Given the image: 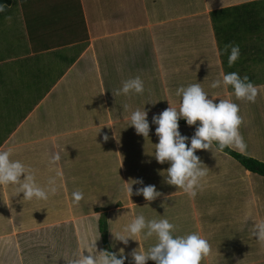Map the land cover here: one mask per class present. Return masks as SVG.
<instances>
[{
	"label": "rangeland",
	"instance_id": "obj_1",
	"mask_svg": "<svg viewBox=\"0 0 264 264\" xmlns=\"http://www.w3.org/2000/svg\"><path fill=\"white\" fill-rule=\"evenodd\" d=\"M50 1L54 8L47 6L49 5L48 0H33L34 7L31 5V0H16L14 5L10 7L11 9L8 10L9 16H6L4 13L0 14V53L3 54L5 51H10L11 48H15L19 43L22 45L25 40L22 34L23 23L20 21L17 13L18 6L23 8L27 21H30L28 12H32L33 16H37L38 18L43 17L48 20L58 18L61 25L65 26V29H71L74 27V24L81 21L80 10L73 4L74 0H69L72 6L67 5V0ZM119 1L123 2V6H115L113 11L116 12L115 16L122 17L120 22H118L122 27L126 25L134 27L144 22L148 23V17L149 22L152 23H149L147 26L142 25L140 29L146 32V29L151 28L154 35L151 37V42L147 39V35L144 34L145 36H141L138 44L135 43L134 45V42L132 43V51L130 52L134 57L132 58L130 67L134 71L131 70L130 72L124 68L123 62L128 58V49H124V51L115 49L113 56L107 55V68L104 69V86L107 87L106 96L113 102L114 105L112 107L114 108L111 111L116 110L118 112L117 117L125 113L131 114L136 109L143 110L144 104L149 100L157 101L155 104H145V108L151 111V113L148 112L151 128L149 137L145 139L142 135L136 134L133 126L126 128L130 120L118 122L116 125L117 129L123 130L124 137L128 138L127 141L123 140V145H125L122 153L124 163L121 167L123 168L120 167L117 161H111L112 156H101V160L104 161V168H102V172L105 174L104 178H99L100 175L97 172L95 175L97 179L94 180L91 186L80 185L76 189H70L66 185L70 193L71 191L72 193L74 191H82L84 193V199L79 203H74L72 193L70 196L61 186L58 200H56L55 195H50L46 201L33 199L31 202L26 203L25 209L20 213H17L19 211L17 210V202L15 208L11 212L8 211L12 220L15 221V226L17 225L16 230L18 231V229L22 228V231H27L36 229V227H45L46 230L53 231L57 230L55 228L56 224L65 223V219L67 218H78L89 215L92 217L91 219L96 218L99 220L100 216L104 214L108 222L110 211H107V209L110 208L109 205L112 206V202L115 200L113 198H119L120 194L125 196V186L131 184L133 179L143 178L145 185H156L162 194L165 190L170 194L169 197L162 200L161 197H158L155 201L147 204L145 208H138V210L148 212L147 214H143L147 219H168L167 215H169L170 222L176 225L178 235L198 232L192 227L197 224V216L193 213L192 215L191 211H189L192 203H195L198 207L197 212L201 217L198 220L202 224V233H208L210 230V236H214L209 243L219 252V255H212L213 259L219 258L217 264H238L239 259L233 255V249L236 255L241 256L239 258L245 260V264H261L264 257V242H260L254 237L253 229L256 222H264V176L245 171L235 159L217 150L214 145L213 152L211 150H197L196 154L200 156L205 164L204 166L208 169V175L201 181L202 188L197 190V195L190 204L189 201L192 199L188 194L164 182L163 176L160 173L169 165L167 163H157L154 156L150 154H154L155 144L158 143V136L155 134L156 125L151 124L152 117L154 114H159L170 107V103L173 107L179 109L181 101L179 100L180 97L176 95V90L179 87L200 83L205 92L209 93L210 98L211 91H214L210 88V85H207L206 72L203 71L200 74V69H196L197 66L193 65V69L191 65L187 64L188 62H192V59L191 56H184L186 49L191 48L193 52L197 53V58L193 62L197 60L204 66H207L209 57L216 51V43L218 46L219 44L225 46L229 43L239 44L241 57L232 68L237 69L241 76L247 75L254 84L264 82V0H252L253 2L243 4L240 9L236 5L233 6L228 11L229 14L226 16V19L216 22L215 28L209 16L210 10L215 6L228 3V0ZM178 15L179 17L183 16L187 18L176 21L171 17ZM168 16L170 18L166 19L165 22L154 23L160 18ZM216 19L220 20V18ZM230 21L231 25L226 26ZM191 25H194V31L198 28L200 29V31H197V34L199 38H203V46L200 45L201 39L197 38L194 41L197 44L196 46L186 47L191 44V39H187L188 35L192 33L190 28L187 27H191ZM212 29L214 32L216 30L214 35L216 42L213 38ZM195 36L198 37L196 34ZM228 36H232L233 41ZM181 38H184L183 42ZM122 45L123 48L127 47L124 44ZM204 49L208 55H206ZM128 56L131 57L130 55ZM223 57L225 61H228L226 54H223ZM39 58H31L29 61L37 62ZM226 65L228 64L226 63ZM136 76L141 77L144 81L145 92L143 95L132 94L126 96L117 94V90L122 88L123 81ZM84 90L90 91L88 88ZM258 90L259 94L255 103L236 100V98L233 99V102L239 105L240 115L243 117L240 133L247 144V149L243 153L264 161V88L258 86ZM229 99L232 100L231 97ZM79 100L86 101L87 98L81 96ZM216 100L217 102L219 101V99ZM88 103L85 104L88 105ZM49 105L52 111L50 117L53 120L59 118L67 109L69 113H78L82 117L89 112L88 109H83L81 112L77 111L83 105H79L75 110L76 103L67 104L64 110H62L63 106ZM125 105L127 106L126 108L123 107ZM60 107L62 111H60ZM44 116L41 115L42 121L50 124L49 119H44ZM70 117L72 118L71 114ZM5 118V106L2 105L0 106V125L2 129L7 130L13 127L17 118L11 117V119L7 120L6 124H3ZM81 122L83 125V121ZM72 123L76 127L79 126L76 121ZM179 125L182 134L189 137L194 134V126H188L187 124ZM49 129L51 128L48 126L43 128V130ZM4 135V133H0V138H3ZM132 135L134 136L133 138L131 137ZM75 150L73 149L68 153H75ZM77 153L79 152L77 151ZM79 155L87 156L88 152L84 150ZM113 158L115 159V156ZM64 170L68 171L67 168ZM10 186H1L8 196L9 193L6 190ZM136 187L138 185H133L134 191ZM175 193L180 194L176 195ZM118 203V205L122 204L120 201ZM210 206H213L214 209H209ZM63 211L69 214L58 218L59 214ZM151 211L154 213V216L150 215ZM192 211L194 210L192 209ZM82 212H84L83 215ZM4 219L0 215V238L12 239L17 233L16 239L18 245L20 244V252L13 259L15 260L13 264H39L41 261L39 254L42 252L34 255L33 250L28 245L22 243L26 238L22 239L19 237V232H13L9 223L3 222ZM93 221H90L92 226ZM18 224L22 227L18 228ZM225 228H229V231L224 230ZM90 233L89 229L84 231V234L88 238H91ZM94 234L97 238L100 237L98 230ZM98 240L101 241V238ZM216 240L219 241L216 242ZM155 242V237L148 241H143L141 248L146 250L147 247ZM68 243L71 244V242ZM136 246L138 248L139 244ZM129 254L124 248V255L128 256L131 260ZM53 261L55 262L56 258ZM147 264H155V262L149 260ZM262 264H264V261Z\"/></svg>",
	"mask_w": 264,
	"mask_h": 264
},
{
	"label": "crops",
	"instance_id": "obj_2",
	"mask_svg": "<svg viewBox=\"0 0 264 264\" xmlns=\"http://www.w3.org/2000/svg\"><path fill=\"white\" fill-rule=\"evenodd\" d=\"M74 1L73 4L80 10L81 21L74 24V27L71 29H65V26L61 25L58 18H52L50 20L44 19L43 17L38 18L37 16H33L34 14L32 12H28L30 21H27L23 8L18 6L17 13L20 21L23 23L22 34L25 40L22 45L19 43L15 48H11L10 51H5L3 54L0 53V106H5L6 113L3 124H6L7 120L11 119V117L17 118L13 127L7 130L2 129L0 125V133L5 134L3 138H0V150L11 148L13 150V159H19L28 166L34 172L37 183L41 187L47 188L49 179L55 178L57 192L52 195L56 196V200L59 199L60 186L71 196L72 191L70 193L66 185L70 189L80 185L91 186L94 180L97 179V176H95L97 172L100 175L99 178H104L105 174L102 172L104 161L101 160V156L110 155L112 156V162L117 161L120 166L121 164L123 166L124 160L122 153L123 147H125L123 140L127 141L128 138L124 137L123 130H118L116 125L118 122L130 120L131 114L125 113L117 117L118 112L116 110L111 111L114 108L112 107L114 104L107 98V87L104 86V69L107 68L106 58L107 55L113 56L115 49L118 51L128 49V58L123 64L125 66L124 68L131 72L133 68L130 65L134 57L130 52L132 51V43L134 42V45L135 43L138 44L141 36H145L144 34L147 35V39L151 42V37L154 35L151 28H145L146 32L140 29L142 25L147 26L150 23L148 17V23L144 22L134 27L132 25L122 27L118 23L122 17L115 16L116 12L113 9L115 6L122 7V1ZM15 2L16 0H10L8 4L4 5L5 10L0 12V14L4 13L6 16H9L8 10L11 9L10 7ZM66 2L67 5L72 6L69 0ZM250 2L253 1L228 0V3L215 6L210 12ZM48 3V7L54 8L50 0H48ZM31 5L34 7L33 0H31ZM171 17L176 21L187 18L183 16L179 17V15ZM169 18V16L163 17L154 23H163ZM171 21L173 22V20ZM211 23L213 24L212 20ZM187 28H190L192 33L187 38L191 39V44L186 47L196 46L197 44L194 41L199 38L197 31H200V29L198 28L194 31V25ZM212 33L216 42L213 29ZM181 39L183 42L184 38ZM199 39H201L200 45L203 46V38ZM122 44L127 47L123 48ZM21 47L23 48L22 50ZM215 47L216 51L209 57L207 66H204L197 60L193 62L197 58V53L193 52L191 48H189L191 50L186 49V54L184 55L186 57L191 56L193 63L188 62L187 64L191 65L192 68L195 65L197 66L196 69H200V74L203 71L206 72L207 85H211V82L216 79H222L221 73L238 72L237 69L226 65L228 61H225L221 53L224 45L219 44L218 46L216 43ZM204 52L206 53L205 49ZM206 55L208 54L206 53ZM31 58H39V60L37 62L29 61ZM255 85L264 88V82L255 83ZM86 88L90 91H85L84 89ZM212 89L214 91H211L210 96H218L216 99H229L231 97L233 101L235 98L230 87L225 88L221 86ZM81 96H85L87 100L80 101L79 98ZM179 100L181 101V98ZM87 102H89L88 105L85 104ZM73 103L77 104L75 110L79 105L85 104L77 110L78 112H81L83 109H88L89 112L82 117L78 113H69L67 109L64 114H61L55 120L50 117L52 111L49 104L57 107L63 106L62 110H64L67 104ZM62 110L60 107V111ZM148 112L151 113V111ZM113 114L114 116H112ZM41 115H45L44 119H49L50 124L44 123ZM74 121L79 124L78 127L72 123ZM81 121H83V125ZM45 126L51 129L43 130ZM100 129L101 131L99 132ZM104 134L109 136L106 142L103 139ZM115 136L118 141L115 139ZM131 137L133 138L134 136L132 135ZM72 148L74 150L76 149L79 153L85 150L88 152V155L80 156L76 150L75 153L69 154L68 152L72 151ZM57 154L60 159L53 162V157ZM113 156H115V159ZM65 168L68 169L67 172L64 170ZM6 192L9 193L10 197L8 194L6 195L0 186V215L5 218L3 222L6 224L9 223L13 232H19L20 238H26L22 242L25 245H27V241L30 239L38 247L39 244L42 246L40 251L42 253L39 254L41 257L39 264H67L65 258H71L74 254H77L88 240L98 239L94 234L98 230V220L96 218L91 219L92 217L90 215L78 217L79 219L73 217L67 218L65 219V223L56 224L55 228L57 230H49L50 232H47L45 227H36V229L27 231H22L21 228L17 231V225L15 226V221L12 220L8 211L11 212L18 202L17 210L19 211L17 213H20L22 206L25 208L26 203L32 200H24L23 193L13 196L15 192L13 186H10ZM163 192L161 200L170 195L166 190ZM175 194L178 195L180 193ZM190 198L192 199L189 201L191 204L193 198ZM113 199L115 200L112 202V206L109 205L110 208L107 209V211H110L108 214V238L111 245L114 243L111 233L112 224L119 223L122 229L127 224H130L136 215L147 214L148 212L138 210V208H145L147 204L151 203L143 196L132 195L130 198L127 192L125 196L120 194L119 198ZM118 201L122 204L118 205ZM209 209H214V207L210 206ZM189 211H191V214L193 213L197 216V224L192 227L208 241L212 240L214 236H210V230L205 234L201 231L202 224L198 220L201 217L197 212L198 207L195 203H192ZM83 214L84 212H82ZM150 215L154 216V213L151 211ZM167 217L171 221L169 215ZM91 220H94L93 226L90 222ZM20 227L22 226L18 224V228ZM87 229L91 232L89 234L91 238L87 237V233L84 234V231ZM224 230L229 231V228H225ZM16 235L12 239L0 238V264H13L15 261L13 259L20 252V244L18 245ZM136 239L140 240L141 243L144 241L140 236L136 237ZM98 241L96 242L97 248L98 250H102L101 241ZM218 241L216 240V242ZM68 242H71V244ZM137 244H139L138 241H130L127 246L122 243H117L114 250L118 252L120 248H125L126 251L131 253L133 249L137 248ZM232 251L233 255L239 259L238 264H245V260L239 258L241 256L236 255L234 249ZM87 254L85 250V255ZM213 254L219 255V252H217L215 247L211 246L210 254L201 264H217L219 258L213 259ZM54 258H56L55 262L53 261ZM244 258L246 257L244 256ZM126 261L129 262L130 259L128 258ZM263 261L264 257L261 264Z\"/></svg>",
	"mask_w": 264,
	"mask_h": 264
},
{
	"label": "clouds",
	"instance_id": "obj_3",
	"mask_svg": "<svg viewBox=\"0 0 264 264\" xmlns=\"http://www.w3.org/2000/svg\"><path fill=\"white\" fill-rule=\"evenodd\" d=\"M4 10V5L0 4V12ZM222 54L228 56V66L232 67L241 57L240 45L226 44ZM221 76L222 79L211 82V88L230 87L236 100L256 102L259 90L247 75L241 76L239 72H229L221 73ZM144 92V81L139 76L123 81L122 88L117 90V94L126 96L143 95ZM176 95L181 98L179 109L169 102L170 107L152 117L151 124L156 125L155 134L158 136V143L155 144L154 154L150 155L154 156L157 163L169 165L160 173L167 185L175 186L195 198L197 190L202 188L201 181L208 175V169L196 154L197 150L213 152L215 144L219 151L228 148L245 152L247 144L240 133L243 117L240 115V107L237 103L222 98L217 102L218 96L211 95L210 98L209 93L205 92L200 83L181 86L176 90ZM156 102L149 100L145 104ZM145 104L143 110L136 109L131 113L130 123L126 128L133 126L136 134L146 139L151 128ZM181 119H184L188 126L195 127L191 137L181 133L179 125ZM103 139L106 142L109 136L104 134ZM115 139L117 140L116 136ZM59 159L57 154L53 157V162ZM6 185L15 188L13 196L23 193L24 200L46 201L50 195L57 192L55 178L49 179L47 188L41 187L34 172L21 160L13 159L11 148L0 150V186ZM133 185H138L135 191ZM125 190L130 198L132 195H142L149 202L163 195L156 185H145L143 178L133 179L131 184L125 186ZM72 198L74 203H79L84 199V193L74 191ZM111 233L114 241L112 248H115L117 243L127 246L130 241L139 242V247L129 254L131 257L129 264H147L149 260L154 261L155 264H201L211 252V245L206 238L198 232L178 235L176 225L167 218L149 220L143 214H139L120 231H111ZM253 235L258 241L264 242V222L254 224ZM138 236L144 241L155 237L156 242L144 250L141 248V241L136 239ZM98 239L88 240L71 258L64 257L67 264H125L128 256L124 255V248H120L118 252L108 249L98 250L96 243Z\"/></svg>",
	"mask_w": 264,
	"mask_h": 264
},
{
	"label": "trees",
	"instance_id": "obj_4",
	"mask_svg": "<svg viewBox=\"0 0 264 264\" xmlns=\"http://www.w3.org/2000/svg\"><path fill=\"white\" fill-rule=\"evenodd\" d=\"M9 2H10V0H0V4H2V5H6ZM242 6H243V4L238 5L237 7H238V9H240V8H242ZM231 8H233V7L223 8L220 10H213L210 12V17H211V20L214 24V28H215V24L217 21H221L222 19L223 20L226 19V16L229 14L228 11L231 10ZM216 18H220V20H218ZM227 25L230 26L231 21L229 23H227L226 26ZM215 32H216V30H215ZM230 39L233 41L232 36H230ZM179 124H186V121L184 119H181L179 121ZM214 146L216 147L215 144H214ZM222 152L226 153L227 155H229L233 159H235L244 168L245 171H247L249 173H255V174L264 176V161H261L257 158H254L248 154L241 153L240 151L232 150V149H228V148H226ZM0 209H1V206H0ZM23 209H25L24 206H22V210ZM66 214H69V213H67L66 211H63L59 214L58 218L60 216L66 215ZM112 227H113L112 228L113 232H117V231H119V229H121V225H119V223H113ZM98 230L100 232L102 249H108L110 251H115L111 247V244H110V241L108 238V222H107L106 216L104 214L101 215L99 220H98ZM46 231L50 232L49 230H46ZM29 240L27 241V245L33 250V254H39L42 246L39 244V247H38V245L33 243L32 240H30V241ZM125 264H129V263L127 261H125Z\"/></svg>",
	"mask_w": 264,
	"mask_h": 264
}]
</instances>
